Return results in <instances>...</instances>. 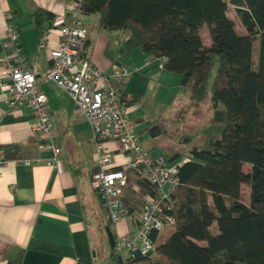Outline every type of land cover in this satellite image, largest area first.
Masks as SVG:
<instances>
[{"label": "crops", "instance_id": "crops-1", "mask_svg": "<svg viewBox=\"0 0 264 264\" xmlns=\"http://www.w3.org/2000/svg\"><path fill=\"white\" fill-rule=\"evenodd\" d=\"M73 1L0 0V33L10 15L8 23L19 34L23 55L37 67V89L47 97L50 137L60 150L53 161L52 152L40 149L33 112L23 108L9 114L0 87V159L5 158L4 146L20 149V158H5L6 166L0 170V264H109L112 249L106 228L114 239L132 235L149 196L135 184L136 175L127 172L129 182L122 200L130 213L114 226L109 223L91 182L95 152L90 126L70 97L44 79L51 66L49 51L58 47L59 28ZM38 10L52 15L43 23L42 32L31 19ZM98 21L97 14L83 16L85 52L107 74L115 67L137 68L118 88L127 108L128 126L151 159L182 165L194 149H205L221 137L223 127L213 122L216 109L211 99L216 64L202 78L184 83L182 75L162 69L151 53L125 51L128 33L104 31ZM42 40L45 47L39 48ZM201 41L205 47L211 44L209 38ZM2 56L0 42V69ZM105 146L115 168L128 163L129 156L117 142L108 141ZM173 229L168 225L158 233L157 244Z\"/></svg>", "mask_w": 264, "mask_h": 264}, {"label": "trees", "instance_id": "trees-1", "mask_svg": "<svg viewBox=\"0 0 264 264\" xmlns=\"http://www.w3.org/2000/svg\"><path fill=\"white\" fill-rule=\"evenodd\" d=\"M229 7L245 35L237 33ZM80 9L99 15L104 31H126L125 51L151 53L184 83L219 60L211 99L222 134L178 169L173 210L166 212L172 233L152 255L122 261L111 251L109 264H264V0H81ZM31 19L41 31L52 15L38 10ZM3 152L20 158L17 146ZM135 175V184L156 196V187Z\"/></svg>", "mask_w": 264, "mask_h": 264}, {"label": "built area", "instance_id": "built-area-1", "mask_svg": "<svg viewBox=\"0 0 264 264\" xmlns=\"http://www.w3.org/2000/svg\"><path fill=\"white\" fill-rule=\"evenodd\" d=\"M80 5L81 0L72 2L59 28L58 47L49 51L51 66L44 79L70 97L90 126L95 152V172L91 182L111 225L130 213L122 200L128 171L156 187V196H148L141 209L136 231L130 236H116L112 249L113 256L122 261L134 259L136 255H152L157 246L152 233H160L174 224L173 217L166 212L173 210L170 194L179 183L177 172L181 164L170 165L164 159H151L129 128L127 108L121 101L118 85L137 68L115 67L107 74L90 62L85 52L86 30ZM6 20V28L0 33L3 50L0 87L5 92L7 112L13 114L29 108L35 118L33 130L41 139L40 149L52 152V160L56 161L60 150L50 137L47 97L37 89V67L23 55L19 34L14 25L8 23L11 16L7 15ZM44 47L42 40L39 48ZM157 61L161 65L162 60ZM108 141L117 142L129 156L128 163L122 168H115L112 153L105 146ZM23 163L30 164L29 161ZM47 164L52 165L51 162ZM5 166L3 156L0 170Z\"/></svg>", "mask_w": 264, "mask_h": 264}, {"label": "rangeland", "instance_id": "rangeland-1", "mask_svg": "<svg viewBox=\"0 0 264 264\" xmlns=\"http://www.w3.org/2000/svg\"><path fill=\"white\" fill-rule=\"evenodd\" d=\"M228 17H229L230 19H232V20L235 22L236 27H237V29H236L237 33H238L239 35H245V31L241 28V26H240V22H239V20H238V18H237V16H236L235 10H234L232 7H229V9H228ZM199 34H200V37H201V39H202L203 41H205L206 38H209V39H210V36H209V32H208V28H207V26H203V27L200 29ZM255 58H256V56H255ZM214 64H216V67L218 68V66H219V60H218L217 57H214L213 61H212L211 64L209 65V66H211L210 68H213ZM217 68H215V69H217ZM244 201H245L246 203H248V199H245V198H244ZM214 232L216 233L217 230L214 229Z\"/></svg>", "mask_w": 264, "mask_h": 264}, {"label": "water", "instance_id": "water-1", "mask_svg": "<svg viewBox=\"0 0 264 264\" xmlns=\"http://www.w3.org/2000/svg\"><path fill=\"white\" fill-rule=\"evenodd\" d=\"M107 238L109 241V246L111 249H113L114 246V238L109 228H106Z\"/></svg>", "mask_w": 264, "mask_h": 264}]
</instances>
